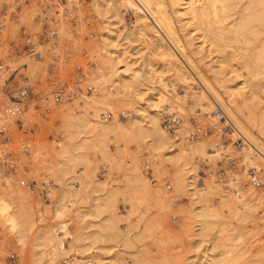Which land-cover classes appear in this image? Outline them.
I'll return each instance as SVG.
<instances>
[{
    "label": "rangeland",
    "instance_id": "1",
    "mask_svg": "<svg viewBox=\"0 0 264 264\" xmlns=\"http://www.w3.org/2000/svg\"><path fill=\"white\" fill-rule=\"evenodd\" d=\"M237 1L226 23L247 0ZM186 25L176 22L185 53L215 90H224L222 76L227 78L223 84L247 95L248 84L256 86L248 104L251 119L243 126L264 143V85L255 82L256 77L242 83L243 75L235 77L228 70L230 64L237 66L229 56L232 46L224 47L222 56L229 65L223 68L216 52L209 51L201 37L193 40L194 30ZM52 26L59 32L53 40L48 32ZM262 26L259 36L249 35L250 48L264 40ZM106 33L109 51L102 47ZM150 38L124 0H0V127L5 130L0 132V211L6 206L4 211L13 213L17 223L9 226L0 212V264H63L73 256L92 264H264L263 167L257 169L261 184L253 186L245 173L252 164L240 152L251 148L250 155L263 164L264 159L247 146L216 103L203 110L195 105L191 92L202 88L195 71L177 58V50L174 56L158 52ZM29 46L37 55H28ZM170 62L185 65L192 77L176 79ZM123 68L127 74L139 72L126 89L116 81ZM98 71H108L101 85L94 82ZM22 87L29 94L20 103L19 117H8L4 110L10 96H17ZM60 87L72 95L56 101L54 92ZM159 94L176 98L184 110L167 109L168 100L157 106ZM158 109L162 125L185 112L188 128L182 136L202 154L195 153L182 165V159L174 157L177 135L156 148L151 141L157 133L141 139L135 135L133 121L150 127L148 113ZM86 136H92L93 145L88 140L87 146L77 147ZM82 152L89 162L83 167L78 158ZM193 165L198 188L204 189L211 178L219 183L204 202L210 223L202 235L197 234L195 213L204 205L185 184ZM238 173L244 178L237 179ZM21 179L33 183L35 190L26 189ZM233 181L261 188V195L232 212L221 202L230 197ZM108 192L113 197L105 207ZM111 219L115 229L104 230L102 224ZM49 233L63 238V250L54 242L41 244L42 235Z\"/></svg>",
    "mask_w": 264,
    "mask_h": 264
},
{
    "label": "bare ground",
    "instance_id": "2",
    "mask_svg": "<svg viewBox=\"0 0 264 264\" xmlns=\"http://www.w3.org/2000/svg\"><path fill=\"white\" fill-rule=\"evenodd\" d=\"M128 4H130L135 13L137 14V18L141 20L142 27L148 34L150 35V39L152 45L155 47L158 52L161 54H167L170 56H174V53L177 50L180 53V57L183 58L186 63V67L192 68L195 71V75L201 85V89L199 91L191 92L193 97V101L195 105L199 106L200 110L208 109L212 106V101L216 103L221 112H223L226 119H229L233 128L241 134V136L247 141L252 149H254L261 158L264 159V143H259L252 134L244 127L245 121H250L251 119V111L248 106L249 101L252 100L253 96L257 94L256 86L253 84H248V81L253 77H256V80H259L262 85H264V65L261 63L264 61V40L261 39L258 45H253V47L248 46V42L250 41V36L258 35L260 29H258V25L262 24L264 26V0H245L242 7H239V12L237 11V15L234 18L230 19L229 23H226L225 20L229 18L231 12L233 13L237 0H124ZM95 4H99V0H95ZM241 8V9H240ZM236 9V8H235ZM236 14V12H235ZM182 21L183 24H187L186 26L190 27V31L194 30L193 40L201 37L200 42L205 43L207 49L209 51H214L219 58V62L223 68H226L223 64L229 61L228 58L225 59L222 56L224 51V47L227 45L232 46V49L229 51V56L232 59L236 60L237 66L227 63L229 65L228 70L234 72V76L243 75L242 83L245 85H250V94L247 95L246 92H241V90L234 85H225L223 81H227V78L224 76L220 77V83H222V87L224 90L221 92L217 91L212 87L210 81L204 77L199 71H197L195 64L192 59L185 53V42L178 35L176 22ZM229 24V26H227ZM262 26V28H263ZM229 32L230 35H227ZM262 32V31H261ZM164 35V36H163ZM250 35V36H249ZM259 36V35H258ZM257 36V38H258ZM166 41H164L165 39ZM256 38V37H255ZM102 47L109 51V48L106 47L109 45L110 36L108 33L102 38ZM235 41L242 42V45L233 46L231 43ZM248 43V44H247ZM247 45V47L245 46ZM175 49V50H174ZM173 50V51H172ZM175 51V52H174ZM228 51V50H227ZM174 52V53H173ZM176 54V53H175ZM224 54V53H223ZM179 54H177L178 56ZM223 57V58H222ZM177 59V60H179ZM124 59H121L123 61ZM182 60V59H181ZM182 60V61H183ZM232 61V60H231ZM234 62V61H233ZM171 63V62H170ZM184 64V63H183ZM126 65L125 63L123 64ZM173 66L176 79L181 81H186L192 76L188 73V69L185 68V65H176L174 62L169 64ZM126 67V66H125ZM128 69V68H126ZM125 69V70H126ZM122 71L117 74L116 81L118 87L121 89H126L132 85V78H135L139 75L138 71H132L130 74L125 73L124 68ZM108 71H98L94 77V82L97 85H101L103 82V77L107 74ZM93 79V78H92ZM208 95V96H207ZM210 96V98H209ZM167 101V109L168 108H176L179 112L184 108L182 107L181 102H178L176 98L164 97L163 94H159L157 97V106H160L159 103ZM181 109V110H179ZM264 110V107H263ZM201 112V111H200ZM185 113V112H184ZM182 114L181 120H183L182 125L176 128L173 131H167L162 125V119L160 117V109H158L153 114H149V123L150 127L143 126L140 121H133L132 129L137 137L144 138L146 136H150L154 133H157V136H152L151 147L156 148L160 147L168 138L172 136H178L179 142L175 143L176 151H175V159H182L181 164H187L190 162V158L192 160V155H197L195 153H201V150L195 145H191L189 140H185L182 133L187 130L188 121L186 118V114ZM216 113V111H215ZM207 114V113H206ZM209 115V114H208ZM222 115V113H221ZM216 116V115H215ZM220 116V112L217 114ZM240 118V120H239ZM218 120V118H215ZM214 119V120H215ZM213 120V119H212ZM216 122V121H215ZM243 122V124L241 123ZM96 123L99 125L102 123L99 119L96 120ZM244 125V126H243ZM79 127V126H77ZM76 131V129H74ZM237 132H231L237 133ZM133 133V135H134ZM235 134H233L235 136ZM232 135V137H233ZM238 135V134H237ZM240 136V135H239ZM134 137V136H133ZM92 136L84 137L80 143H77V147H85L89 141L92 143ZM183 139L185 141H183ZM89 140V141H88ZM212 143H217L219 147L222 146L221 142L218 140H211ZM247 148V147H246ZM251 149V148H250ZM241 151V155H243L244 159L252 164L251 168L257 173V169L261 166L263 167V173L261 180H264V164L257 159L256 156L250 155L251 150ZM105 149L103 147L102 152L104 153ZM239 153V154H240ZM202 154V153H201ZM200 154V155H201ZM203 155L206 156L205 153ZM202 156V155H201ZM81 164L89 163L86 158V154L82 152L78 156ZM208 158V156L206 157ZM210 159V158H209ZM194 160V159H193ZM83 161V162H82ZM82 162V163H81ZM66 164V162L64 163ZM86 165V164H84ZM73 166V165H72ZM68 167V166H67ZM76 167V166H75ZM74 167V168H75ZM83 167V166H82ZM65 169V168H63ZM86 169V166L85 168ZM74 170V169H73ZM69 169L66 170V172ZM189 171H192L188 176V180L186 181V185L189 186V189L194 195L197 202H199L203 206V210L196 212L195 216L198 217V229L197 234H205L206 229L209 226V221L206 219V215L208 214L209 205L204 202L208 199V194L212 192V190L216 189L218 182L214 179H209L206 182L204 189L203 187L198 188L195 182L196 179V168L194 165L190 167ZM77 172V171H76ZM80 172V171H79ZM87 172V171H86ZM249 171L246 170L245 173ZM79 175V174H78ZM81 176V175H80ZM237 179L244 178L245 174H237ZM77 183L79 180L76 181ZM230 197H225L222 200V205H227L232 212H236L238 208H241L246 199L256 198L261 195V188L252 187V185L245 186L238 181H233V189ZM214 192V191H213ZM190 193V194H191ZM113 197L111 192L106 193L104 197V206L108 207L109 202ZM228 196V195H227ZM222 198V196L220 197ZM113 199V198H112ZM6 206L1 205V215L3 219L9 226L15 227L17 225L16 218L13 213L9 211H4ZM209 215V214H208ZM114 217V215H112ZM112 219L107 223L102 224V228L107 231H113L115 226H113ZM41 244L45 246L50 245L51 242H54L57 246L59 245L60 249H62L63 238L59 234H46L42 235ZM125 242V241H124ZM128 242V241H127ZM63 250V249H62ZM64 252V251H63ZM52 253H57L56 250L52 251ZM86 258V257H85ZM53 259V254H51L49 260ZM224 259V258H223ZM231 259V258H230ZM147 260V259H146ZM145 261V260H144ZM143 261V262H144ZM114 262V261H113ZM112 261L107 262L106 264H114ZM140 262V263H143ZM93 261L89 259H82V257H72L63 262V264H92ZM148 263V262H147ZM189 264H200L197 262H191ZM201 264H204L202 262ZM222 264V263H221ZM229 264V263H227Z\"/></svg>",
    "mask_w": 264,
    "mask_h": 264
},
{
    "label": "built area",
    "instance_id": "3",
    "mask_svg": "<svg viewBox=\"0 0 264 264\" xmlns=\"http://www.w3.org/2000/svg\"><path fill=\"white\" fill-rule=\"evenodd\" d=\"M50 39L53 40L59 36V32L56 29L55 26H52L48 29ZM29 39H27L28 41ZM25 51L28 53L29 56L37 55V52H33V47L29 46L25 48ZM3 67L2 60L0 58V69ZM7 80V79H5ZM90 88V87H89ZM28 88L27 87H22L18 91L17 96H10L11 97V104L5 107V113L7 114L8 117H19V114L21 112L20 108V103L22 102V99L28 96ZM72 94L71 92H67L63 87L57 88L54 92V99L56 101H61L64 98L70 97ZM108 115L105 116L104 114V119H106ZM181 118L179 116H171L169 118H166L163 121V125L167 130H174L179 124H180ZM25 123L20 122V125L23 126ZM5 130L3 127H0V132L3 133ZM197 130H195L196 134ZM249 181L253 186H259L261 184L260 178L258 176V173H255V171L251 168L249 169ZM20 184L26 187L30 192H33L35 190V186L31 182H27L24 179L20 180Z\"/></svg>",
    "mask_w": 264,
    "mask_h": 264
}]
</instances>
